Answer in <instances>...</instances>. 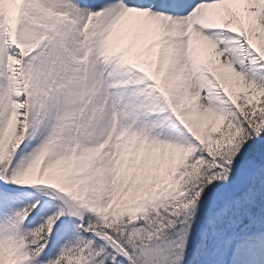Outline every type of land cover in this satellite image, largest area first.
<instances>
[{
  "label": "snow or ice",
  "instance_id": "6c2138e0",
  "mask_svg": "<svg viewBox=\"0 0 264 264\" xmlns=\"http://www.w3.org/2000/svg\"><path fill=\"white\" fill-rule=\"evenodd\" d=\"M0 264H264V0H0Z\"/></svg>",
  "mask_w": 264,
  "mask_h": 264
}]
</instances>
